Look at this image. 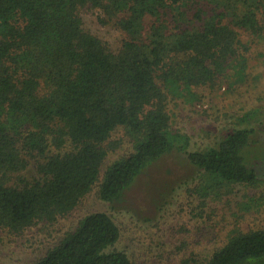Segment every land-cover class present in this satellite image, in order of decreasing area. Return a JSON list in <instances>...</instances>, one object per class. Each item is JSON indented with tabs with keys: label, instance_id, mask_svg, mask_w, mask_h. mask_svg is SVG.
I'll list each match as a JSON object with an SVG mask.
<instances>
[{
	"label": "trees",
	"instance_id": "16d2710c",
	"mask_svg": "<svg viewBox=\"0 0 264 264\" xmlns=\"http://www.w3.org/2000/svg\"><path fill=\"white\" fill-rule=\"evenodd\" d=\"M84 11L122 32L117 48L85 28ZM263 44L264 0H0V228L54 225L96 186L101 200L123 202L147 167L190 148L172 127V100L219 78L244 83ZM253 134L232 128L187 152L195 196L258 186L243 155ZM120 239L117 223L93 212L34 264H136ZM191 262L263 264L264 229Z\"/></svg>",
	"mask_w": 264,
	"mask_h": 264
},
{
	"label": "rangeland",
	"instance_id": "374dc122",
	"mask_svg": "<svg viewBox=\"0 0 264 264\" xmlns=\"http://www.w3.org/2000/svg\"><path fill=\"white\" fill-rule=\"evenodd\" d=\"M84 26L117 48L123 34L101 23L96 12H83ZM246 80L219 78L198 96L170 103L173 129L190 137V148L172 151L147 167L127 190L123 202L111 204L97 195V186L77 208L54 225L40 223L15 235L0 228V264H34L79 220L93 212L107 213L119 226L115 245L136 264H193L223 246L229 236L264 229V44L249 60ZM251 128L252 140L243 155L258 172V186L223 189L205 201L195 196V176L187 152L208 148L232 128ZM123 130L115 133L123 138ZM110 155L106 165L130 147ZM224 194V195H223ZM264 264V263H263Z\"/></svg>",
	"mask_w": 264,
	"mask_h": 264
}]
</instances>
